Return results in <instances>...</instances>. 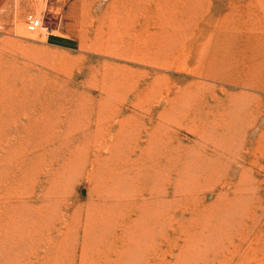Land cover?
<instances>
[{"label":"rangeland","instance_id":"obj_1","mask_svg":"<svg viewBox=\"0 0 264 264\" xmlns=\"http://www.w3.org/2000/svg\"><path fill=\"white\" fill-rule=\"evenodd\" d=\"M16 4L0 264H264V0Z\"/></svg>","mask_w":264,"mask_h":264},{"label":"built area","instance_id":"obj_2","mask_svg":"<svg viewBox=\"0 0 264 264\" xmlns=\"http://www.w3.org/2000/svg\"><path fill=\"white\" fill-rule=\"evenodd\" d=\"M27 30L31 33H37L44 30L45 33L51 34V29L44 27L43 25V17L36 15L29 16V19L27 20Z\"/></svg>","mask_w":264,"mask_h":264},{"label":"crops","instance_id":"obj_3","mask_svg":"<svg viewBox=\"0 0 264 264\" xmlns=\"http://www.w3.org/2000/svg\"><path fill=\"white\" fill-rule=\"evenodd\" d=\"M19 2H23V0H0V17L8 16L6 12L12 10L14 6H18L16 3Z\"/></svg>","mask_w":264,"mask_h":264}]
</instances>
